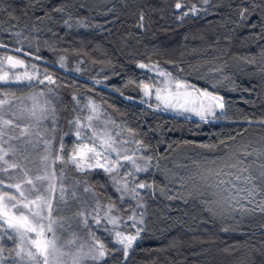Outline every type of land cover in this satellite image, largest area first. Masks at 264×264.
I'll list each match as a JSON object with an SVG mask.
<instances>
[{
    "label": "trees",
    "instance_id": "obj_1",
    "mask_svg": "<svg viewBox=\"0 0 264 264\" xmlns=\"http://www.w3.org/2000/svg\"><path fill=\"white\" fill-rule=\"evenodd\" d=\"M26 3L3 0L0 42L10 49L22 47L24 52L8 53L40 68L47 67L59 80L57 85L61 87L56 88V94L61 101L64 130V117L73 115L72 94L82 98L89 89L111 120L122 129H133L137 138L149 145L146 154L152 155L153 164L158 165L138 176L154 183L158 190L145 196L148 231L141 234L142 240L137 241L138 248L127 264H264V214L237 216L235 220L212 217L179 183L180 177L195 174L198 166L212 167V160L218 159L224 149L222 140L233 146L242 137L264 141V127L255 123L264 119V21L260 19L264 9L256 8L251 19L243 22L238 14L239 7L248 6L243 0H211L207 5L201 0H41L25 16ZM176 3L182 5L180 9ZM192 5L201 11L179 19V14ZM60 6L65 8L63 17H71V27L64 24L61 13L52 11ZM141 11L145 15L143 28L137 26ZM12 12L18 21L11 19ZM253 23L256 27H251ZM10 32H22L26 38H16ZM2 52L5 50L0 49ZM36 56L43 59H34ZM61 57L65 69L59 66ZM139 62H158L174 76L222 96L228 118L204 123L142 105L143 92L138 84L148 82L154 74L139 69ZM66 71L81 80L73 83ZM64 80L74 85L67 87ZM16 88L23 86H13V90ZM244 116L254 123H244ZM123 136L128 137L127 131ZM231 136L236 139L230 140ZM64 139L67 143L73 137ZM96 188L101 190L99 184ZM110 189L112 195L104 193L116 203L117 194ZM224 227L229 231H222ZM5 243L11 246L15 242Z\"/></svg>",
    "mask_w": 264,
    "mask_h": 264
},
{
    "label": "snow or ice",
    "instance_id": "obj_2",
    "mask_svg": "<svg viewBox=\"0 0 264 264\" xmlns=\"http://www.w3.org/2000/svg\"><path fill=\"white\" fill-rule=\"evenodd\" d=\"M40 2L27 0L24 15ZM201 2L207 5L211 0ZM243 2L248 6H238L240 21L251 19L256 8L264 9V3L256 0ZM181 6L175 5L177 9ZM52 11L61 13L64 24L72 26L71 17H63V6L53 7ZM200 11L192 5L178 18L182 20L189 12L196 15ZM9 15L18 21L15 12ZM260 19L264 21V16ZM144 22L141 11L137 26L143 28ZM10 35L24 37L22 32ZM0 49L5 50L0 53V264H68L64 260L68 256L71 264H127L130 254L138 248L137 241L142 240L141 234L148 231L145 196L158 190L154 183L137 176L158 166L153 164V156L146 154L149 145L137 138L133 129H122L115 120L104 116L95 101L88 99L81 106V98L75 96L73 115L64 117V130L60 123L61 101L56 94L59 85L47 67L41 70L35 63L26 64L24 59L8 54L24 52L22 47L10 49L0 42ZM59 66L65 67L63 57ZM136 66L154 73L148 82L138 84L145 97L141 104L154 100L155 111L174 112L177 116L190 114L186 118L196 116L204 123L228 118L222 96L174 76L158 62H139ZM14 85L44 88L17 97L15 91L23 89L13 90ZM148 107L153 108V104L148 103ZM243 122L254 123L247 116ZM255 123L264 127V119ZM124 131L128 138L123 136ZM67 136L73 139L66 143ZM220 143L225 146L220 157L212 160V167L198 166L195 174L180 177L181 187L191 199L200 201L212 217L235 220L237 216L264 214V141L252 142L242 137L235 146L223 140ZM93 175L106 178L100 187L110 185L120 207L97 191L98 182L91 179ZM126 200L135 202L132 211H128L131 204H125ZM77 229L83 231V236ZM6 241L15 243L7 246ZM109 244L113 247L109 248ZM68 246H75L74 254L65 251Z\"/></svg>",
    "mask_w": 264,
    "mask_h": 264
},
{
    "label": "rangeland",
    "instance_id": "obj_3",
    "mask_svg": "<svg viewBox=\"0 0 264 264\" xmlns=\"http://www.w3.org/2000/svg\"><path fill=\"white\" fill-rule=\"evenodd\" d=\"M9 54V53H8ZM25 63L27 64L28 62H26L25 61ZM41 70H43L44 68H40ZM60 69V68H59ZM64 69H65V67H64ZM30 70V69H29ZM17 71H18V69H17ZM49 74H51L52 76H53V74L52 73H50V72H48ZM154 74V73H153ZM66 75H69V76H71L72 78H73V80H72V82L73 83H75V79L76 80H81V78L77 75V74H73V73H71V72H67L66 71ZM54 77V76H53ZM55 78V77H54ZM56 79V78H55ZM57 80V83L59 82V80L58 79H56ZM83 80V79H82ZM83 81H85V82H87V83H89L90 81H87V80H83ZM63 82V84H65V85H67V87L68 86H73L72 85V83L70 82V80H64V81H62ZM15 87H22V85H20V86H17V85H14ZM78 86H82L81 84H79ZM51 87H56V86H51ZM61 87V85L58 87V88H60ZM41 88H44V85H41ZM40 88V89H41ZM23 89V88H22ZM61 90V89H60ZM29 93H24V91L22 90V91H20V92H15V95L17 96V97H19V96H27ZM77 94H72V96L74 97H78V96H76ZM83 95H84V97H80L81 98V104L83 105L84 103H86L87 102V100L88 99H91V100H93V101H95V103L97 104V105H99L100 106V109H101V111H102V113L104 114V116H106L108 119H111V116H110V114H109V112L106 110V108L103 106V104L102 103H100L99 101H97V100H95V98L92 96V93L90 92V90L89 89H87V91L86 92H84L83 93ZM94 95V94H93ZM79 98V97H78ZM142 99H145V97H144V95H143V98ZM148 103H152L153 104V106L155 107V101L154 100H149L148 101ZM148 103H144V104H142V105H148ZM81 105V106H82ZM161 112H163V113H165V114H168V115H171V116H175V117H179V118H186V116H188V115H190V114H185V115H181V116H177L174 112H168V111H161ZM85 115H86V113H84ZM104 116H102V119L104 118ZM187 119H189V118H187ZM190 119H192V120H197V121H200L199 120V118L198 117H196V116H191V118ZM212 123V122H211ZM67 125V124H66ZM125 138H128V137H125ZM134 147V146H133ZM141 174H144V173H138L137 174V176H139V175H141ZM105 177H103V176H100V175H93L92 177H91V179H93V180H95V181H97L98 183L96 184V185H101V184H104L105 183V179H104ZM110 185H108V186H106L105 188H104V190L101 188V190H98L97 189V191H99V192H103L104 193V191L105 192H108L109 194H111L112 192L110 191L111 189H110ZM112 195V194H111ZM116 203H120V201H118L117 200V202ZM125 204H131V207H129V209H128V211H132L133 209H134V205H135V202L134 201H125ZM118 207H120V205L119 204H116ZM124 215H127V212H124L123 213ZM77 231L80 233V235L81 236H83V231H81L80 229H77ZM97 235H99L98 233H97ZM65 251H69L70 253H75V246H68V247H66L65 248ZM64 260L65 261H67L68 262V264H71V256H68V257H64Z\"/></svg>",
    "mask_w": 264,
    "mask_h": 264
}]
</instances>
